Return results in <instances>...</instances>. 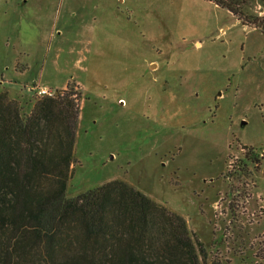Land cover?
I'll use <instances>...</instances> for the list:
<instances>
[{
    "label": "rangeland",
    "instance_id": "rangeland-1",
    "mask_svg": "<svg viewBox=\"0 0 264 264\" xmlns=\"http://www.w3.org/2000/svg\"><path fill=\"white\" fill-rule=\"evenodd\" d=\"M246 9L261 26L212 0H0V92L24 112L80 92L68 196L123 180L205 264H264V4Z\"/></svg>",
    "mask_w": 264,
    "mask_h": 264
},
{
    "label": "trees",
    "instance_id": "trees-1",
    "mask_svg": "<svg viewBox=\"0 0 264 264\" xmlns=\"http://www.w3.org/2000/svg\"><path fill=\"white\" fill-rule=\"evenodd\" d=\"M212 1L261 26L251 0ZM80 96L68 83L24 112L0 92V264H205L187 220L123 180L68 196Z\"/></svg>",
    "mask_w": 264,
    "mask_h": 264
},
{
    "label": "built area",
    "instance_id": "built-area-1",
    "mask_svg": "<svg viewBox=\"0 0 264 264\" xmlns=\"http://www.w3.org/2000/svg\"><path fill=\"white\" fill-rule=\"evenodd\" d=\"M56 91L52 89H45V88H39L38 94L39 95H54Z\"/></svg>",
    "mask_w": 264,
    "mask_h": 264
}]
</instances>
